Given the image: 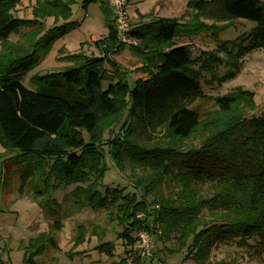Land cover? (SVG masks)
I'll use <instances>...</instances> for the list:
<instances>
[{
    "label": "trees",
    "instance_id": "1",
    "mask_svg": "<svg viewBox=\"0 0 264 264\" xmlns=\"http://www.w3.org/2000/svg\"><path fill=\"white\" fill-rule=\"evenodd\" d=\"M95 1L109 18L107 33L93 41L99 55L67 54L71 65L38 77L31 89L21 76L69 27L38 37L44 20L68 18L76 0H33L29 19L12 14L20 0H0V144L32 159L21 172L19 190L31 177L43 183L34 196L48 192L52 180L75 183V202L81 198L93 208L114 209L110 215L120 227L117 237L136 253L134 262L140 256L137 230L157 239L173 238V250L184 248L195 264H206L219 241L243 244L256 238L253 252L264 253V112L253 113L254 92L241 86L207 94L193 69L199 56L176 40L180 31L192 27L226 28L237 19L254 22L247 42L232 55L233 69L212 75L219 81L233 78L239 56L264 50V3L188 0L187 21L181 15L158 17L146 25L131 23L129 35L138 43L129 47L142 61L143 73L130 88L121 76L112 77L120 69L108 54L125 45L117 40L111 9L104 0H83L82 5ZM12 33L21 39L12 42ZM227 45L224 41L219 48ZM213 58L222 61L218 55ZM106 61L111 69L104 66ZM103 146L120 172L130 171L135 191H100L106 169ZM53 228L60 229V223L54 221ZM77 229L83 232L82 225ZM46 240L57 247L49 231L28 239L23 264H35ZM97 248L107 255L114 250L110 242Z\"/></svg>",
    "mask_w": 264,
    "mask_h": 264
},
{
    "label": "rangeland",
    "instance_id": "2",
    "mask_svg": "<svg viewBox=\"0 0 264 264\" xmlns=\"http://www.w3.org/2000/svg\"><path fill=\"white\" fill-rule=\"evenodd\" d=\"M83 0H76L71 5L70 16L56 21L49 17L44 20L45 25L38 37L52 34L56 27L66 26L67 31L54 39L47 51L40 55L37 63L21 76V83L34 89L40 76L57 72L72 64L67 54H93V41L101 38L108 31L109 18L105 15V8L99 1L82 5ZM188 0H127L126 11L131 18L132 26L150 24L158 17H180L187 21L190 14L185 11ZM264 3V0H260ZM33 0H20L13 16L21 19L32 18L31 5ZM211 23L210 21H205ZM221 23H216L219 26ZM255 25L254 22L237 19L226 28L213 27L197 29L195 27L180 31L177 42L189 44L190 53L198 57L193 66L199 72L200 86L207 94H221L235 86H241L254 92L256 109L254 114L264 112V50H253L236 59L237 71L233 78L219 81L215 77L229 72L232 66V55L238 47L247 42L246 34ZM21 33V32H20ZM12 42L21 39L20 34H11ZM228 41L226 49L219 46ZM24 43V40H20ZM94 50V51H93ZM230 51V52H228ZM113 60L119 75L113 74L115 80L121 76L128 86H133L136 77L142 75L140 58L135 50L125 45L120 51L108 54ZM222 61H214V56ZM211 65L209 69L202 65ZM104 66L111 69L109 61ZM235 69V68H234ZM122 72V73H121ZM117 126L115 130H117ZM106 169L102 176L103 188H119L122 192L135 191L133 176L130 171L120 172L108 155L107 146H103ZM32 159L16 156L13 150H5L0 144V264H23L22 256L28 239L37 235H47L51 232L54 243L49 241L37 250L34 256L35 264H195L191 257L185 256V249L173 250L174 240L171 237L155 238L147 232L149 240H153V247L149 256H138L134 262L132 253L127 245L118 238L120 227L111 218L113 208H93L80 198L72 195L75 183H59L52 180L50 190L45 194L36 193L35 188L41 189L43 183L36 182L35 177L29 178L19 190L22 170L30 167ZM207 191L206 186L203 192ZM140 214V213H137ZM136 217H141L137 216ZM141 215V214H140ZM60 223V229L53 228V222ZM78 225L83 226L79 232ZM134 231V230H133ZM50 235V234H49ZM157 236V235H156ZM79 237L84 241L79 242ZM101 242H110L114 246L113 254L107 255L98 250ZM237 239L219 241L211 249L206 264H264V253H255L256 238H247L243 244ZM140 252V250H139ZM138 255V254H137Z\"/></svg>",
    "mask_w": 264,
    "mask_h": 264
},
{
    "label": "built area",
    "instance_id": "3",
    "mask_svg": "<svg viewBox=\"0 0 264 264\" xmlns=\"http://www.w3.org/2000/svg\"><path fill=\"white\" fill-rule=\"evenodd\" d=\"M112 11V19L116 30L118 42L124 45H137L138 40L129 35L131 30V18L126 11L127 0H104ZM137 216H141L137 214ZM136 243L139 246L141 256H149L153 247V240H149L147 232L143 230L134 231Z\"/></svg>",
    "mask_w": 264,
    "mask_h": 264
},
{
    "label": "crops",
    "instance_id": "4",
    "mask_svg": "<svg viewBox=\"0 0 264 264\" xmlns=\"http://www.w3.org/2000/svg\"><path fill=\"white\" fill-rule=\"evenodd\" d=\"M111 19H112V17H111ZM95 49V51H94V53L93 54H95V55H99V53H98V51H97V49L96 48H94Z\"/></svg>",
    "mask_w": 264,
    "mask_h": 264
}]
</instances>
